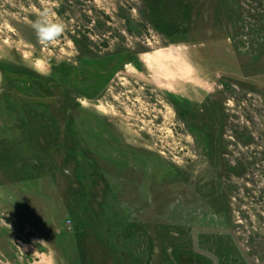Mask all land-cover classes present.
<instances>
[{"label": "rangeland", "instance_id": "374dc122", "mask_svg": "<svg viewBox=\"0 0 264 264\" xmlns=\"http://www.w3.org/2000/svg\"><path fill=\"white\" fill-rule=\"evenodd\" d=\"M0 264H264V0H0Z\"/></svg>", "mask_w": 264, "mask_h": 264}, {"label": "clouds", "instance_id": "9594fccd", "mask_svg": "<svg viewBox=\"0 0 264 264\" xmlns=\"http://www.w3.org/2000/svg\"><path fill=\"white\" fill-rule=\"evenodd\" d=\"M32 27L39 41L51 44L58 40L65 32L66 25L59 19H53L48 12L42 13Z\"/></svg>", "mask_w": 264, "mask_h": 264}]
</instances>
